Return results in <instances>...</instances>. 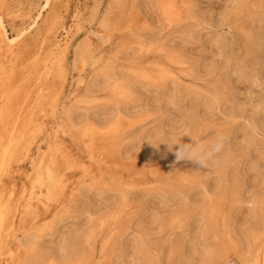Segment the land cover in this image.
<instances>
[{
  "label": "rangeland",
  "instance_id": "374dc122",
  "mask_svg": "<svg viewBox=\"0 0 264 264\" xmlns=\"http://www.w3.org/2000/svg\"><path fill=\"white\" fill-rule=\"evenodd\" d=\"M112 2L70 0L54 18L60 46L52 61L32 71L17 145L0 125V197L29 246L24 264H46L38 260L44 253L60 264H242L264 232V0H189L195 17L171 23L159 0H114L124 29L110 26L114 18L104 24ZM44 4L0 0L9 35L42 22ZM96 32L105 68L86 46ZM81 79L96 85L85 101ZM65 108L75 123H99L76 133ZM40 154L47 182L56 156L51 188H32ZM152 171L148 183L128 189L86 177ZM210 202L220 206L213 224ZM96 221L102 227L90 232Z\"/></svg>",
  "mask_w": 264,
  "mask_h": 264
},
{
  "label": "bare ground",
  "instance_id": "6f19581e",
  "mask_svg": "<svg viewBox=\"0 0 264 264\" xmlns=\"http://www.w3.org/2000/svg\"><path fill=\"white\" fill-rule=\"evenodd\" d=\"M69 2L70 0H45L43 8L46 7L48 9V15H45L42 18V22L39 23L38 21H34V25H31V27L29 28L27 27L17 30L13 36L9 35L8 29L4 21V17L2 16V14H0V98L3 103L2 107L0 108V125L2 126V129L5 132H9L8 134H6V136L8 135L9 137L6 138H9V142L11 145L13 143L16 144L17 139H19L18 133L20 130H18V120L19 112L21 111L20 106L22 107L23 102L26 100L27 96L31 92V88L33 89V86L35 85L33 84L35 82L32 78V71H38L39 74V69L42 70V67L44 65H47L48 62L52 61V58L56 53V48L58 47V45L60 46L57 39L58 26L56 25V21H54V18L60 19L62 17V9H67ZM129 2H132V4L137 5L136 0H129ZM159 2L163 13L165 14L168 22L170 23L173 22L176 17L182 18L184 16V19H190L195 17L193 15L194 11L189 0H159ZM113 4H115L114 0L112 2V6L109 7L107 10L109 18L104 21V24L106 26L110 25L111 21H113L114 18L116 23L114 24V26H110L113 28L124 29L126 27V21L123 16L119 15V13L113 14ZM80 11L81 9H78V11H74L73 14V17H75V20L77 21H79ZM196 18L202 20L201 17L196 16ZM197 19L196 26L200 25V22ZM79 24L80 22L77 23V29L81 30L83 25ZM93 34L94 36H96L95 38H93V36L89 34L86 36V46H89L91 48V51L96 52L98 54V57L93 60V63L94 65H98L104 68L108 67V60L104 55L102 49V33L100 34L96 32ZM139 48L142 49V46H140ZM29 55H31V58ZM168 74L169 72L167 70H164L162 75H164L165 78ZM160 78L162 77L160 76ZM79 82V86H84L85 89L84 94L80 96V100L82 99L85 101L86 97L89 96L90 93H92L93 88L94 86L96 87V85L92 84L87 87L86 82L84 80L81 79L79 80ZM122 85L123 84L119 83L117 87L119 89V92L124 94L125 88H123ZM75 101L78 102L79 99L76 98ZM72 112L73 111L70 108H65L63 110V116L65 117L64 120L69 125V127L76 133H80L82 129H84L90 124V122H92L93 125L99 123L98 121L95 122L92 120L88 124L89 119L81 120L79 123H75L76 121H74L72 117ZM5 144L7 145V143ZM54 145H56L54 150L57 152L59 150V145ZM47 147L50 146L48 145ZM2 149H4V147ZM55 161L56 156L50 158L49 165L45 166V169L48 171L49 174L48 180H50V182H47V180H44V174L41 170V168H43V165L41 154L39 155L38 160L34 162L37 173L32 178V188L35 187V184L38 183L40 184V186L43 187L49 186V188H51V186H53L54 177L52 175V166L54 165ZM154 175L155 172H153L151 176H149V174L140 175L136 178L129 177L127 178L129 180H127L124 179V177L119 172L86 173V177L89 179V181H92L94 183H100L105 180L116 181L122 184L126 189L129 188V185L148 183L149 178L153 177ZM81 187L82 185L74 187V194L79 192L81 190ZM236 199L237 201L241 200L240 197ZM263 204L264 201H260V205L262 206ZM208 209V213L210 212L209 215L211 217L209 218V221L211 219L213 221V224L220 212V206L210 202ZM14 217L15 214L13 213L12 204H10L9 201L7 202L0 197V264H24V259L28 252L29 246L26 245L27 243H24L21 237L18 234L14 233V229L12 228V224L15 223ZM25 221V218H23V220L21 221L22 223L20 222V225L23 224ZM92 225L93 226L89 230L90 232L95 229H98L99 232V229L102 227V224L99 221H96ZM96 235H98L97 232H93L90 234V239H93V242H95ZM113 235L114 232L112 233V237ZM112 237H107V239H110V243L112 242ZM112 243L104 244L103 250H107V248L110 247L109 245H112ZM250 251V253L248 252L249 256L242 259V264H264V232H259L258 237L254 240L253 249ZM100 254L102 255V253ZM242 255L245 256L243 251L240 250V256ZM38 260L46 264H60L59 262H57L58 260L56 254L53 253H44V255L38 257ZM66 264H74V262Z\"/></svg>",
  "mask_w": 264,
  "mask_h": 264
}]
</instances>
